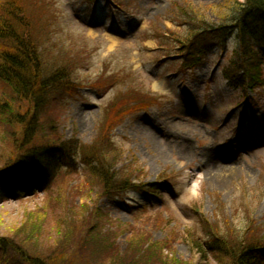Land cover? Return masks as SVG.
<instances>
[{"label":"rangeland","instance_id":"rangeland-1","mask_svg":"<svg viewBox=\"0 0 264 264\" xmlns=\"http://www.w3.org/2000/svg\"><path fill=\"white\" fill-rule=\"evenodd\" d=\"M19 1L33 16L46 9ZM38 2L52 11L48 40L65 46L76 59L72 75L81 88L56 96L63 109L60 133L90 144L112 104H126L138 92L152 94L150 107L125 116L111 136L124 155L118 168L132 162L140 173L134 184H156L158 192L144 196L129 186L114 199L88 196L83 167L65 176L64 195L51 183L49 194L44 190L9 199L0 186V236H13L40 254H59L67 221L77 222L73 239L79 238L93 212L101 227L116 230L121 251L136 234L147 240L146 248L158 247L162 261L173 257L187 264L228 260L206 248L204 257L196 245L210 240L204 225L218 226L217 220H228L237 232L256 226L264 236V87L247 91L246 97L233 89L222 71L229 60L226 52L214 50L187 70L175 56V36L189 34L190 27L181 23L194 20L197 29L202 20L212 25L230 21L243 0ZM228 50L233 52L234 42ZM218 169L225 171L210 176ZM221 228L226 231V224ZM65 250L66 257L78 253Z\"/></svg>","mask_w":264,"mask_h":264},{"label":"trees","instance_id":"trees-1","mask_svg":"<svg viewBox=\"0 0 264 264\" xmlns=\"http://www.w3.org/2000/svg\"><path fill=\"white\" fill-rule=\"evenodd\" d=\"M30 1L33 5L45 6V11L33 16L19 0H0V144L5 148L0 153V160L4 162L0 168V186L3 195L15 199L38 190L49 194L57 186L64 195L65 176H73L83 167L88 172L86 181L90 182L85 189L88 196L96 193L98 198L114 199L132 186L144 196L156 197V184H134L140 180V173L132 162L118 168L124 163V155L111 136L125 116L150 107L155 101L152 94L138 92L137 97L129 96L132 100L126 104L123 100L118 105L112 104L108 118L105 115L90 144L81 143L76 137L66 140L59 130L63 109L56 102V96L61 91L75 94L81 89L75 85L72 75L76 59L68 54L65 46L48 40L53 36L52 11L38 0ZM202 23L197 29L193 27L194 20L181 23L190 28L188 35L175 36L176 63L186 70L192 69L201 65L210 52L219 50L229 55L224 75L231 86L246 95V88L253 91L257 85L264 84V0L238 2L230 21L218 25L205 20ZM231 39L235 42L233 52L227 50ZM51 183L54 188L50 189ZM75 222L67 221V232L61 240L63 251L59 254H40L13 236H0V264H75L71 262L75 259L85 264H187L173 257L169 262L162 261L158 247L151 244L146 248L147 240L136 234L121 251L116 230L104 227L107 230L104 232L93 212L92 217L84 220L79 238L73 239ZM216 223L219 227L204 225L208 242L203 245L196 242L204 257L206 248L228 259L225 264H264V236L260 228L248 226L243 232H237L228 220ZM222 224H226V231L222 230ZM227 232L230 233L226 235ZM72 241L78 242L72 245ZM65 249L70 250L68 253L75 250L78 253L66 257Z\"/></svg>","mask_w":264,"mask_h":264},{"label":"bare ground","instance_id":"bare-ground-1","mask_svg":"<svg viewBox=\"0 0 264 264\" xmlns=\"http://www.w3.org/2000/svg\"><path fill=\"white\" fill-rule=\"evenodd\" d=\"M225 154H227V153H225ZM225 170H220V169H218V171L216 170V172H210V176H212L213 178H215V177H219L220 176V174L222 173V172H224Z\"/></svg>","mask_w":264,"mask_h":264}]
</instances>
